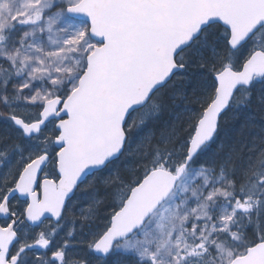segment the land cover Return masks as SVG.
Wrapping results in <instances>:
<instances>
[{
    "label": "snow or ice",
    "instance_id": "6c2138e0",
    "mask_svg": "<svg viewBox=\"0 0 264 264\" xmlns=\"http://www.w3.org/2000/svg\"><path fill=\"white\" fill-rule=\"evenodd\" d=\"M251 110L264 0H0V264H264Z\"/></svg>",
    "mask_w": 264,
    "mask_h": 264
},
{
    "label": "trees",
    "instance_id": "16d2710c",
    "mask_svg": "<svg viewBox=\"0 0 264 264\" xmlns=\"http://www.w3.org/2000/svg\"><path fill=\"white\" fill-rule=\"evenodd\" d=\"M246 121H250L251 123L247 128H244L242 126ZM262 124H264V113L251 110L247 115H240L237 119L230 120L229 123L224 125L220 139H227L229 141L240 139L242 133L244 136L250 137L259 132Z\"/></svg>",
    "mask_w": 264,
    "mask_h": 264
},
{
    "label": "water",
    "instance_id": "95a60500",
    "mask_svg": "<svg viewBox=\"0 0 264 264\" xmlns=\"http://www.w3.org/2000/svg\"><path fill=\"white\" fill-rule=\"evenodd\" d=\"M80 19H84V20H86V19H87V17L81 16V18H80Z\"/></svg>",
    "mask_w": 264,
    "mask_h": 264
}]
</instances>
